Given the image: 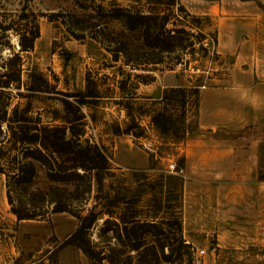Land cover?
Listing matches in <instances>:
<instances>
[{
    "label": "rangeland",
    "instance_id": "obj_1",
    "mask_svg": "<svg viewBox=\"0 0 264 264\" xmlns=\"http://www.w3.org/2000/svg\"><path fill=\"white\" fill-rule=\"evenodd\" d=\"M86 1L89 5L90 0ZM91 1L105 8L116 4L181 15L177 4L166 0L160 3L154 0ZM175 3L199 18L196 26L205 34L204 55L193 38L192 45L174 51V55L181 56L180 63L171 65L165 58L162 64L145 67L147 70L131 71L119 61L112 62L108 53L87 35L74 39L63 25L44 16L51 12L82 13L73 0H0V22L17 25L22 22L17 16L24 9L26 13L36 14L38 26V37L29 51L18 50L17 34L11 30L6 32L9 46L4 45V40L0 45V65L15 52L20 57L18 86L12 84L4 89L10 92L7 113L15 104L19 108L28 105L32 117H38L42 123L59 124L55 115L65 114L60 103V99L65 98L63 93L83 90L85 77L93 82L99 95L115 99L119 96L115 81L122 78L125 71L143 73L147 79L152 77L146 84L129 77L126 88L134 93V99L124 101L122 98L116 103L114 98L102 97L79 106L84 118L83 124L75 127L81 131L78 139L101 149L107 157L109 172L99 189L92 181L90 193L77 203L82 206L75 212L83 215L93 206L100 211L99 219L90 229L93 240H96L95 232L101 220L107 217L105 211H111L113 216L122 211L126 216L134 215L141 220L177 217L182 239L188 243L180 250L179 264H264V140L256 142V163L249 161L245 150L243 157L223 169L206 167L203 158L190 154L195 145L209 148L216 140H235L238 136L240 149H245L256 131L245 129L231 134L216 130L208 134L197 128L199 91L204 85L227 79V61L225 57H217L211 48L213 20L202 14L206 1L175 0ZM191 31L196 32L197 28ZM169 67L171 69H167ZM32 72L46 80L47 90L32 93L25 89ZM171 84H201L196 106L191 99L185 104L186 131L182 137L161 134L149 121L148 115L160 106L153 100ZM2 98L1 94L0 103ZM125 104L127 110L123 108ZM130 119L142 128L140 136L113 133L117 125L124 127ZM196 141L200 144L193 145ZM169 162L181 171L169 173ZM4 181V176L0 175V264H89L79 249L61 245L76 227V216L60 212L41 219L17 221L9 211ZM43 185L44 178L39 173L34 187ZM118 197L122 199L115 200Z\"/></svg>",
    "mask_w": 264,
    "mask_h": 264
},
{
    "label": "trees",
    "instance_id": "obj_2",
    "mask_svg": "<svg viewBox=\"0 0 264 264\" xmlns=\"http://www.w3.org/2000/svg\"><path fill=\"white\" fill-rule=\"evenodd\" d=\"M166 1L177 4L181 15L116 4L105 8L91 0L89 5L85 4L86 0H73L82 13L51 12L44 16L63 25L74 39L87 35L96 41L112 62L119 61L131 71H144L147 66L162 64L165 58L171 65L180 63L181 56L174 55V51L192 45L193 38L203 55L205 53L202 47L205 34L196 26L199 18L190 15L175 0ZM17 17L22 20L17 25L0 22V45L4 40V45L9 46L6 32L11 30L17 34L18 50L29 51L38 37L36 14L26 13L23 9ZM192 28L197 31H191ZM131 76L143 84L153 80L143 73L125 71L123 77L115 81L119 94L115 99L99 95L93 82L85 77L83 90L63 93L65 98L60 99V103L65 114L55 115L60 123H42L38 117L29 115L28 105L19 108L15 104L7 113L10 92L4 89L12 84L18 86L20 57L15 52L6 58L0 65V95H3L0 103V175L5 179L6 201L17 221L41 219L60 212L76 216V227L61 245L79 249L89 264H179L180 250L188 243L182 239L177 217L141 220L134 215L126 216L122 211L114 216L111 211H105L107 217L101 220L95 232L96 240H93L90 229L99 219L100 211L93 206L83 215L75 212L82 206L77 203L90 193L92 181L99 189L109 172L107 157L101 149L94 143H82L78 139L81 131L75 127L82 125L84 118L79 106L102 97L114 98L116 103L122 98L124 101L134 99V93L126 88ZM198 85L166 87L153 100L160 106L148 116L159 133L183 136L186 131L185 104L191 99L196 106ZM25 89L33 93L48 87L40 74L32 72ZM123 108L127 110V104ZM141 129L130 119L124 127L117 125L113 133L138 137ZM39 173L44 178L42 188L34 187ZM120 199L122 197L115 200Z\"/></svg>",
    "mask_w": 264,
    "mask_h": 264
},
{
    "label": "crops",
    "instance_id": "obj_3",
    "mask_svg": "<svg viewBox=\"0 0 264 264\" xmlns=\"http://www.w3.org/2000/svg\"><path fill=\"white\" fill-rule=\"evenodd\" d=\"M204 1L202 14L213 20L211 48L217 57H225L228 74L226 80L200 89L197 128L208 134L255 130L259 139L253 136L245 149L237 143L239 136L220 139L209 148L195 145L190 154L203 158L206 167L223 169L243 157L245 150L249 161L256 163V142L264 140V0Z\"/></svg>",
    "mask_w": 264,
    "mask_h": 264
},
{
    "label": "built area",
    "instance_id": "obj_4",
    "mask_svg": "<svg viewBox=\"0 0 264 264\" xmlns=\"http://www.w3.org/2000/svg\"><path fill=\"white\" fill-rule=\"evenodd\" d=\"M167 166H168L169 173L177 174L178 172L181 171V169L177 168L173 162H169Z\"/></svg>",
    "mask_w": 264,
    "mask_h": 264
}]
</instances>
